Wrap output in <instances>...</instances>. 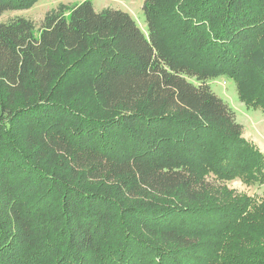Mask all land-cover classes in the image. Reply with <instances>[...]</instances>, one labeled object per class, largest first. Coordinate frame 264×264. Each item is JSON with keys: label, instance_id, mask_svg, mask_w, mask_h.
<instances>
[{"label": "trees", "instance_id": "16d2710c", "mask_svg": "<svg viewBox=\"0 0 264 264\" xmlns=\"http://www.w3.org/2000/svg\"><path fill=\"white\" fill-rule=\"evenodd\" d=\"M36 0H0V16ZM90 0L0 22V264H264V0Z\"/></svg>", "mask_w": 264, "mask_h": 264}, {"label": "rangeland", "instance_id": "374dc122", "mask_svg": "<svg viewBox=\"0 0 264 264\" xmlns=\"http://www.w3.org/2000/svg\"><path fill=\"white\" fill-rule=\"evenodd\" d=\"M83 0H36L32 6L25 9L7 11L0 16V22L7 21L16 16H23L32 20L36 29L39 28L44 14L59 4L72 6ZM96 11L109 7L128 12L139 28L146 33L145 16L142 10L143 0H90ZM215 94L222 98L235 112L237 121L242 126V136L264 156V114L257 109L244 105L239 100L235 85L227 78H217L210 81ZM230 189L245 194L255 200L264 197V183L261 185H246L239 179L227 183Z\"/></svg>", "mask_w": 264, "mask_h": 264}]
</instances>
